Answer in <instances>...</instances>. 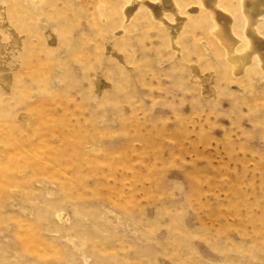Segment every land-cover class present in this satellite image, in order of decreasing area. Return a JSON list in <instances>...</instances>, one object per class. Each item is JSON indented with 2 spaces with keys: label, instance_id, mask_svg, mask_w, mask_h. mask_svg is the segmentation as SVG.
I'll return each instance as SVG.
<instances>
[{
  "label": "rangeland",
  "instance_id": "rangeland-1",
  "mask_svg": "<svg viewBox=\"0 0 264 264\" xmlns=\"http://www.w3.org/2000/svg\"><path fill=\"white\" fill-rule=\"evenodd\" d=\"M220 9L0 0V264H264V12Z\"/></svg>",
  "mask_w": 264,
  "mask_h": 264
},
{
  "label": "bare ground",
  "instance_id": "bare-ground-1",
  "mask_svg": "<svg viewBox=\"0 0 264 264\" xmlns=\"http://www.w3.org/2000/svg\"><path fill=\"white\" fill-rule=\"evenodd\" d=\"M171 2H172V0H171ZM204 4L206 7L214 9V10H212V14L216 16V20H217L216 27H215V33L218 35L219 39L222 42H224L230 46L231 41L233 40L234 36L230 32V20L231 19L229 17V14L226 13L222 9H220L218 11L216 10V0H204ZM173 8H175V7H173ZM156 10L157 9H155V11ZM243 10L245 12V18L247 21L246 31L248 32V36H249L250 40L252 41L253 36H257L254 28L257 24V21L261 15V13L264 12V0H243ZM155 11H154V13H155ZM161 11H162V9H161ZM159 12L157 11V14ZM175 12H178V11H174L173 13H175ZM161 15H160V18L163 17V16L161 17ZM176 16H178V15H176ZM174 20H175L174 23L170 24L171 26H168V27L174 28V27H176V25L181 23L180 22L181 20L179 17H178V19H174ZM230 56L233 58V54ZM244 57L246 60L245 55H244ZM262 59H264V57ZM237 61L241 62V61H244V59L239 60V58H238Z\"/></svg>",
  "mask_w": 264,
  "mask_h": 264
}]
</instances>
